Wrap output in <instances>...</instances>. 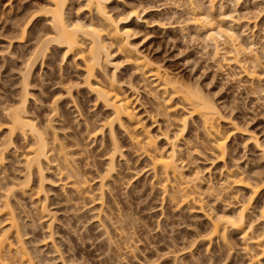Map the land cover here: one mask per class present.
Listing matches in <instances>:
<instances>
[{
	"label": "rangeland",
	"instance_id": "obj_1",
	"mask_svg": "<svg viewBox=\"0 0 264 264\" xmlns=\"http://www.w3.org/2000/svg\"><path fill=\"white\" fill-rule=\"evenodd\" d=\"M71 1L68 18L88 21L91 15L85 4ZM204 1L203 10L209 7L208 0ZM222 2L223 16L228 17L220 16L217 5L214 16L222 20L217 17L214 23L222 28L230 24L239 33V40L248 47L243 67L228 59L232 46L227 41L220 40L219 51H215L205 31L187 21L193 14V4L191 7L188 0H110L107 4L114 16L120 13L118 18L127 12L119 18L120 25L130 31L129 39L141 52L191 89L202 91L223 116L220 127L228 145L224 158L218 156L200 117L191 113L185 102L178 97L167 101L154 82L145 79L127 60L126 53L115 44L110 46V62L97 70L95 80L116 79L133 95L139 118L164 153L172 152L169 137L187 118L188 126L177 141L183 180L172 178L169 193L162 189V175L152 170L149 157L116 125L124 156L117 157L118 172L105 188L104 203L97 202L113 144L107 128L96 138L92 133L109 118L110 111L96 101L84 83L83 60L72 56L63 60L64 50H52L53 57L49 53L44 60L40 56L44 62L38 58L30 76L28 114L45 130L52 147L53 165H45L44 170L45 189L38 191L42 179L36 171L30 188L19 186L27 175L31 137L25 139L18 134L17 149L11 147L6 152L5 166L0 167V230L12 235L14 247L19 231L21 244L35 264H253L249 259L257 252L256 236L264 233V0ZM44 4L46 0H0V144L8 138L6 113L20 98L19 82L28 54L32 55L38 35L47 27L44 22H49L43 19L37 27H30L24 41L17 38L21 34L18 28L26 22L24 18L35 13L33 9L40 11ZM130 6L137 7L136 15L128 16ZM252 70L260 77L249 76ZM66 152L72 168L89 180L91 193L85 191L89 195L80 193L77 198L79 192L76 194L71 183L74 177L65 168ZM183 182L189 185L195 200L189 204L172 202L175 193L181 194ZM8 189H14V193L9 194ZM173 189L179 191L173 194ZM4 194L13 203L16 226H11L3 206ZM90 194L98 200H91ZM246 201L247 221L252 223L248 238L229 229L225 241L221 237L209 243L206 234L212 220L233 214ZM15 254L8 253L5 263L22 264V258ZM260 260L264 264V254Z\"/></svg>",
	"mask_w": 264,
	"mask_h": 264
},
{
	"label": "bare ground",
	"instance_id": "obj_2",
	"mask_svg": "<svg viewBox=\"0 0 264 264\" xmlns=\"http://www.w3.org/2000/svg\"><path fill=\"white\" fill-rule=\"evenodd\" d=\"M81 1L85 4L88 12L91 15V18L88 21L82 22V20L80 21V19L78 21L77 19L71 20L72 17L68 18L69 15L67 16V10L70 6H72L71 4H73L71 0H46V5L44 4L45 7L42 6L43 8H40V11H38V9L36 8L38 11L37 13L36 9H33V13H35L31 15L29 19H27V17L24 18L26 19V22L23 21V26H21V29L18 28L16 21H14L16 22V24L13 23L18 28V33L19 30H21V34H17V38L20 39L22 37V39H26L25 37L28 35V30L30 31V27H37L38 21L46 19L49 22H44V25H47V27L42 28L43 34L38 35V43L36 47H34L35 49L33 50V52H31L32 55H30L29 52L28 56L30 58H28V62L27 60L25 61V63L27 62L28 64L26 63L27 65H24V67H26V69H24L25 73L23 74V78L20 77L22 79V82L19 80V83H22L20 94L18 92L20 98H18L17 102H15L16 106L14 105L13 108L6 113L8 117L7 124H9L7 130L8 136H6V138H8L4 141L2 139V143L0 144V167L3 166L4 162L6 161V152L10 150L11 147H13V150L17 149L15 147V139L18 134L22 135L25 139L31 137L32 140L29 141L30 150L26 159L27 175L25 176L26 178L23 180V182L20 183L21 185H18L23 186L24 188L27 187L26 189H28V187L30 188L32 173L33 171H36L38 172L37 175L39 174L40 176L39 178L42 179V181L39 182V184L41 183L39 185L40 189H37L40 192H43V189H45L43 187V183L45 180L43 176L46 167L45 165H48L49 167L53 165V159H51L50 156L52 147H50L49 138L46 136V133L43 132L44 129L39 128L36 122L34 123V120H32V118L28 114V99H30L28 97L30 96L29 88L31 84L30 76L35 65H37L36 63L38 62L37 60H39L38 58L40 56H42V58L45 56L48 58L49 53V55L52 56V50H64L61 51L63 53V60L68 56L83 60L85 64L84 70L86 73L84 83L87 85L89 90H91V92L95 94L96 101L102 103L110 111L109 118H107L105 122H103V124H100V126L98 125L94 127L95 130L93 129V133L91 132L96 138L97 135H101L104 129L107 128L110 131L109 133L113 144L111 154L109 155L107 168L105 170V173L101 177V185L99 188L100 195L96 194V196L98 195L99 200L97 199L98 197H93L95 195H93L92 198L97 199L98 201H96L99 203L101 201L102 204L104 203L103 200L105 197V188L108 185L110 186V180L113 179L115 173L118 172L116 164L117 157L124 156V151L121 149L122 145L121 143H119V138L116 134V125H118L120 128H123V130L128 134L129 139L135 148L141 149L144 154L149 157L152 165V170L155 173H160L162 175L161 186L163 187L162 189L164 190V192L171 191L169 187L171 186L170 183L172 178L180 179L181 181L183 180L182 166L178 162L177 157V141L180 139V136L184 134V131L188 126L187 118L183 119V124L181 123L179 130L174 133L172 137H169L172 142L173 149L170 154H166L158 145L156 137L150 132L148 126L145 125L143 120L139 118L140 116L137 112L133 95L127 93L116 79H112L109 82L95 80L97 70H101V68L105 66V62H110L112 52H110L109 48L110 46H114V44L116 45V47H118L119 50H121V52L123 51V53H126L125 55L127 57V60L136 65L137 69L141 72L145 79H151V81L154 82L156 87L166 95L165 98L167 99V101H170L174 97H178L188 105L191 113L197 114L200 117L204 129L211 139L212 143L214 144L218 156L224 158L227 154L228 148L227 136L220 127V120L223 116L217 104L207 96L203 95L202 91H200L199 89L193 90L189 86L181 82L178 78L172 76L162 64L148 57L132 43V41L129 39L130 31L120 25V21L122 19H119L122 18V15H126L127 12L122 13V15H120L118 18L116 16L120 13L114 16L113 14L115 13L112 12V14L111 10H109L112 9L111 7H108V2L110 0ZM188 1L191 7L193 4V14L191 17L189 16L190 18H187V21L189 23L191 22V24L194 23L196 27L201 29V31H205L206 35H204L205 37L207 36L206 38H208L212 43H214V47H216L215 51L220 47V45H218L219 42L227 41L232 46L231 51L229 52L230 55L228 59L230 61H233L239 67H243V65H245V62H247L244 54L247 55L246 53L248 52V47L245 43L243 44V42L239 40L240 35H236L237 32L236 30L234 31L235 27H232L229 24L228 28H222L219 24V26L216 25V22L214 21L217 17H219L214 16V13H216L214 12V10H216L217 5L219 7V11L221 12V15L219 13L218 15L223 18L228 17L226 16V14L225 16H223L224 13L222 12V9L223 7L225 8V3L222 2L223 0H208L209 7L205 8V10L207 9L206 11L203 10L204 8H201L203 6H201V4L205 3V1ZM236 2L238 3V0H236ZM127 8L129 10L131 9L129 7ZM133 8L135 7H132V11L127 10L128 13H130L128 16L137 14V7L135 8L136 11L133 10ZM24 19L22 18V20ZM219 19L221 18L219 17ZM237 19H239V17ZM214 24L216 26H214ZM35 37L37 38V36ZM251 47H249V49H251ZM217 51H219V49ZM42 58L40 57V61H42ZM246 71L248 72L249 70L246 69ZM249 76L254 77L255 79L260 77L255 70L250 71ZM258 80L260 81L261 79ZM55 110L60 111L59 106H56ZM90 131L92 130L90 129ZM68 154L69 152H66V155L64 156V159L66 161L65 168L67 169L68 174L74 177V180H72L73 182L71 183H73L72 188L74 186L76 188V194L77 192H79L78 196L76 195L78 198L80 193L85 194V191L88 190L89 180L87 178H84L83 175H81L83 178L79 176L80 172L72 168V164L71 162H69ZM23 187L22 190L24 189ZM13 190L8 189L9 194L10 192L12 193ZM89 190L88 192L91 193V191ZM179 190L181 191V194L177 195L175 193V197H173L176 198V196H181V200L180 198H177L175 199V201L173 200V198L172 202L174 201L177 203L178 201L189 204L191 201L193 202L195 200L193 191L191 190V188H189V185L187 183H181ZM175 191L173 189L172 193ZM253 191L255 193L257 192L256 189H254ZM88 192L86 194H88ZM6 194H8V192ZM6 194H4L5 197L4 195L1 196L6 198ZM7 196V200H4L5 202L3 206L6 209V214H8V216L11 218V226H16V218L14 217V212L12 209L13 203H10L9 195ZM80 198H83V195H81ZM92 198L91 200H93ZM89 202L92 203V201L90 200ZM43 208L44 211L45 209L47 210L46 206ZM248 209L249 202L246 201L240 206V209L233 214H226V217L223 215L222 217L218 215V217L220 216L219 218L213 219L208 229V233L206 234V236L208 237L207 240H209L208 242L210 243L213 239H220L221 237L225 241L229 229L239 232L244 237L243 239H247L249 235L248 231L252 226V223L247 221ZM20 237V232L17 231L18 245L14 247L15 242L12 239V235H10L7 230H0V264H6L5 261L8 259V253L14 252L16 253L15 255L17 257L19 256L18 258H22V264H35L30 253L28 252V249H26L27 247L24 246L23 243L21 244L22 240ZM255 245L258 247L256 249L257 252H255V254H252L249 260L250 263L253 262V264H260V259L264 254V233L256 236Z\"/></svg>",
	"mask_w": 264,
	"mask_h": 264
}]
</instances>
